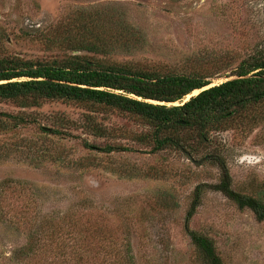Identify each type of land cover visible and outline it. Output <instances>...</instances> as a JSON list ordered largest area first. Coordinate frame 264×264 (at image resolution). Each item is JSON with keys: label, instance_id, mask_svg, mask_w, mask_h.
I'll return each instance as SVG.
<instances>
[{"label": "rangeland", "instance_id": "rangeland-1", "mask_svg": "<svg viewBox=\"0 0 264 264\" xmlns=\"http://www.w3.org/2000/svg\"><path fill=\"white\" fill-rule=\"evenodd\" d=\"M96 10L138 36L114 38L107 57L115 63L182 68L193 58L224 55L236 66L264 50V0H0V56H54L41 33L66 16ZM32 109L45 128L57 115L81 121L90 113L63 101ZM19 110L0 102V111ZM94 114L109 139L76 129L67 131L80 138L33 126L0 131V264H78L79 254L88 264H113L126 254L135 264H202L185 230L186 214L198 184L220 181L218 165L171 147L152 152L137 142L146 127L134 118ZM212 135L234 188L264 195V125L252 130L235 123ZM81 138L134 150L106 154L84 148ZM76 220L89 232L65 231ZM189 226L213 238L225 264H264V221L220 191L204 192ZM30 243L43 248L29 255Z\"/></svg>", "mask_w": 264, "mask_h": 264}, {"label": "trees", "instance_id": "trees-1", "mask_svg": "<svg viewBox=\"0 0 264 264\" xmlns=\"http://www.w3.org/2000/svg\"><path fill=\"white\" fill-rule=\"evenodd\" d=\"M114 17L97 10L78 11L49 27L41 38L49 50L57 52L54 56H0V102L20 108L17 113L0 111V131L33 126L45 134L74 135L67 130L76 129L109 139L110 130L98 122L94 113L110 110L145 126L136 140L150 146L152 152L171 147L189 156H204L218 165L221 178L218 183L195 187L185 230L202 264H225L213 238L191 229L189 222L208 189L220 191L240 209H249L258 221H264V195L234 188L227 161L214 147L212 135L235 123L252 130L264 125V50L243 58L236 66L231 56L224 55L193 58L182 68L156 69L135 61L115 63L107 57L114 38L134 42L138 36ZM217 77L230 79L210 86ZM196 90L201 91L184 101ZM50 101L81 105L90 113L84 114L81 121L57 115L54 126L45 128L41 126L42 117L30 109ZM80 142L86 149L106 154L134 150L120 143L96 144L82 138ZM76 222L72 229L65 223V231L75 235L89 232L84 223ZM49 236L47 240L51 241L55 231ZM24 248L30 255L43 247L30 243ZM79 255L76 262L88 264V259ZM112 262L135 264L134 257L127 254Z\"/></svg>", "mask_w": 264, "mask_h": 264}, {"label": "water", "instance_id": "water-1", "mask_svg": "<svg viewBox=\"0 0 264 264\" xmlns=\"http://www.w3.org/2000/svg\"><path fill=\"white\" fill-rule=\"evenodd\" d=\"M222 78H225V80L224 81H226V80H228V79H230L229 77H222ZM222 83V82H221ZM213 85H215V84H211L210 86H213ZM209 87V86H208ZM208 87H205V88H203V89H206V88H208ZM203 89H201V90H203ZM201 90H197L198 92L197 93H195L194 94V91H193V93L192 94H190V95H187V99H185L184 101H188L192 96H194V95H197ZM190 159L192 160V161H194V162H198V163H201V160H198V161H195L194 159H193V157H190Z\"/></svg>", "mask_w": 264, "mask_h": 264}, {"label": "bare ground", "instance_id": "bare-ground-1", "mask_svg": "<svg viewBox=\"0 0 264 264\" xmlns=\"http://www.w3.org/2000/svg\"><path fill=\"white\" fill-rule=\"evenodd\" d=\"M197 92H198L197 90H196V91H194V94H195V93H197Z\"/></svg>", "mask_w": 264, "mask_h": 264}]
</instances>
